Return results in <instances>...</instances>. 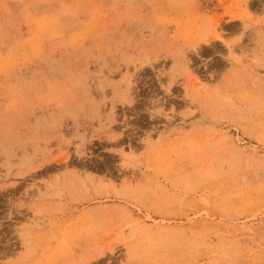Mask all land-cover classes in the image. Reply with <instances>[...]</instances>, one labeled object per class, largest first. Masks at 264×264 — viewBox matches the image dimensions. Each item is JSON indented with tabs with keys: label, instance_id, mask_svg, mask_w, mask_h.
<instances>
[{
	"label": "rangeland",
	"instance_id": "1",
	"mask_svg": "<svg viewBox=\"0 0 264 264\" xmlns=\"http://www.w3.org/2000/svg\"><path fill=\"white\" fill-rule=\"evenodd\" d=\"M0 264H264V0H0Z\"/></svg>",
	"mask_w": 264,
	"mask_h": 264
}]
</instances>
